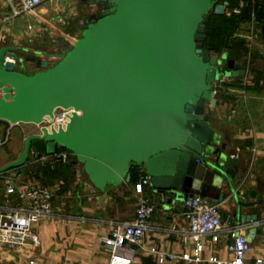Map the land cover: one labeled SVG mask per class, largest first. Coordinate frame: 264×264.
Returning a JSON list of instances; mask_svg holds the SVG:
<instances>
[{"label":"water","instance_id":"1","mask_svg":"<svg viewBox=\"0 0 264 264\" xmlns=\"http://www.w3.org/2000/svg\"><path fill=\"white\" fill-rule=\"evenodd\" d=\"M227 6L220 0H88L80 4L81 34L56 64L45 51L1 46L0 146L12 127L40 125L57 109L76 113L65 128L26 137L19 159L0 173L30 159L49 163L66 149L100 190L130 183L132 172L143 168L164 204L196 195L223 202V186L233 191L246 169L214 127L220 100L214 84L248 71L225 53L206 52L202 41L208 15H223ZM27 63L37 71H26Z\"/></svg>","mask_w":264,"mask_h":264},{"label":"crops","instance_id":"2","mask_svg":"<svg viewBox=\"0 0 264 264\" xmlns=\"http://www.w3.org/2000/svg\"><path fill=\"white\" fill-rule=\"evenodd\" d=\"M74 1L54 4L47 0L32 13L15 15L8 0H0V47L45 51L53 54L48 59L51 64H56L58 56L70 51L81 34L78 27L83 17ZM19 52L25 57L46 58ZM25 66L30 73L37 71L33 63ZM225 81V97L220 98L212 114L214 127L224 138L231 140L246 173L240 183L233 181V191L223 186L225 198L217 205L224 229L240 226L249 236L253 228L257 229L246 258L247 264H254L257 258H264V87H257L259 93L248 96L245 92L253 89L248 85L253 81L248 75ZM236 81L241 83H233ZM242 102L244 107H241ZM34 130L33 124H19L10 129L7 143L0 146V169L19 159L25 138ZM26 168L38 174L49 172L50 177L45 178L44 183L56 192L54 207L57 216L44 219L35 226L39 246H0V264H29L31 260L35 264H108L110 251L105 239L117 225L129 223L134 218L138 197L132 181L111 184L100 190L92 184L83 164L73 155L66 162L59 163L30 159L23 170ZM5 175V172L0 173V210L5 206ZM145 195L154 203L151 230L142 245H129L134 252L133 264H214L209 258L232 259V239L225 230L218 242L212 237L204 240L200 262L160 261L158 255L150 251L152 247L164 254L181 256L192 254L194 245L185 242L181 234L188 225L183 205L162 203L152 186L146 188ZM250 215H257V221L248 222L245 216Z\"/></svg>","mask_w":264,"mask_h":264},{"label":"built area","instance_id":"3","mask_svg":"<svg viewBox=\"0 0 264 264\" xmlns=\"http://www.w3.org/2000/svg\"><path fill=\"white\" fill-rule=\"evenodd\" d=\"M45 1L47 0H8L15 15L32 13ZM228 9L227 6L225 14H228L226 13ZM242 9L241 3L232 12L240 15ZM246 28L250 47L254 43H264L263 29L255 13H252ZM238 35L242 36L240 32ZM248 67H246L247 70ZM224 86L225 83L221 81L214 84L215 90H221V92H224ZM74 113L76 111L73 109H57L52 118L47 117L40 125H34L35 130L31 134L40 133L43 128L48 131L65 128ZM70 156L68 151L59 150L50 156V159L55 163L66 162ZM5 173L3 178L5 206L3 210H0V246L37 247L40 245V239L35 226L44 219H53L57 216L54 207L56 192L51 186L38 183L33 177H27L22 170L11 169ZM138 173L139 179L133 186L138 197L134 218L129 223L117 225L111 235L105 239V244L110 251L108 264H133L134 252L129 245H142L151 230L150 218L154 212V203L145 195L146 188L151 186V177L143 168H138ZM182 205L185 208L188 225L181 234L185 242L194 245L193 253L177 256L161 253L156 247H152L150 251L158 255L160 261L183 259L189 262H200L204 251V240L212 237L214 242H218L221 233L226 230L225 232L232 239L230 246L232 259L220 261L211 257L209 261L214 264H247L246 258L251 250V237L240 226L224 229L219 205L199 195L188 198ZM29 264H35V261L31 260ZM254 264H264V258H257Z\"/></svg>","mask_w":264,"mask_h":264},{"label":"trees","instance_id":"4","mask_svg":"<svg viewBox=\"0 0 264 264\" xmlns=\"http://www.w3.org/2000/svg\"><path fill=\"white\" fill-rule=\"evenodd\" d=\"M228 2V8H235L240 5V0H220V3ZM252 13L257 15V18L262 26L263 29V38H264V5L251 3L249 2L243 9L241 15L236 14H223V15H216L215 13H210L206 20V38L202 41L203 42V49L207 50L215 55H222L226 54L227 51L236 55H241L246 50H248L247 44L245 41L237 36L238 32L241 29V24L244 23L246 25L248 21L251 19ZM225 49L227 50L225 52ZM222 52V53H221ZM231 59L235 58L229 56ZM63 151H68L66 149H61ZM69 152V151H68ZM71 156L73 155L69 152ZM74 156V155H73ZM22 171L23 170V167ZM21 168H18L19 170ZM139 179L138 169L132 172V183L135 184Z\"/></svg>","mask_w":264,"mask_h":264},{"label":"rangeland","instance_id":"5","mask_svg":"<svg viewBox=\"0 0 264 264\" xmlns=\"http://www.w3.org/2000/svg\"><path fill=\"white\" fill-rule=\"evenodd\" d=\"M66 1L67 0H52V3L61 4V3H65ZM74 2H75V7H77L78 10H81L79 0H75ZM249 2L257 3V4L259 3L261 5H264V0H240V4L242 3V8H244ZM233 9H234L233 7L229 8L226 13L231 15L233 13L232 12ZM236 15H238V14H236ZM23 16H26V15H23ZM31 23L29 25H31ZM246 26H247V24L246 25H244V23L241 24V29L239 32L241 33L242 36L239 37V35H238V37L245 41V44H247L248 50H246V52H244L243 54L236 55V56L233 53L229 54V52L227 50L231 51V49H228V48L227 49L224 48L223 52L227 51L229 56L235 58L237 60V62H240L244 68L249 66L248 67L249 68L248 69V71H249L248 78L253 79V81H252L253 84L249 83L248 85L252 86L253 89L251 91L249 89L245 93H248L247 95L250 96L251 93L253 94V92L259 93V89H257V87H260L261 85H263L262 87H264V43H262V42L254 43L250 47L249 43H248L249 40L247 39L248 31H247ZM262 41L264 42L263 35H262ZM205 51L207 52L206 49H205ZM226 80L231 81V78H227ZM233 83H241V82L236 81ZM224 87H226V86H224ZM227 88L229 89V87H227ZM237 88H239V87H237ZM220 92H221V90H220ZM228 92H230V90H228ZM245 93H242V94H245ZM230 94L234 95L231 92H230ZM224 97H225V93L221 92L220 98L222 99ZM249 102H250V100H249ZM241 107H244V102L241 103ZM23 173L26 174L27 177H29V178L33 177L38 183H41L44 185H46L44 183L45 182L44 179L50 177L49 172H41L40 174H38L34 170H31V168L24 169ZM48 184L50 185V182Z\"/></svg>","mask_w":264,"mask_h":264},{"label":"flooded vegetation","instance_id":"6","mask_svg":"<svg viewBox=\"0 0 264 264\" xmlns=\"http://www.w3.org/2000/svg\"><path fill=\"white\" fill-rule=\"evenodd\" d=\"M87 1H88V0H79V3H80L81 5H85V4H87Z\"/></svg>","mask_w":264,"mask_h":264}]
</instances>
